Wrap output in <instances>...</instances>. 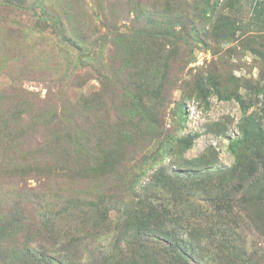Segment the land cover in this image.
Returning a JSON list of instances; mask_svg holds the SVG:
<instances>
[{
    "label": "rangeland",
    "instance_id": "obj_1",
    "mask_svg": "<svg viewBox=\"0 0 264 264\" xmlns=\"http://www.w3.org/2000/svg\"><path fill=\"white\" fill-rule=\"evenodd\" d=\"M263 161V0H0V264H264Z\"/></svg>",
    "mask_w": 264,
    "mask_h": 264
},
{
    "label": "trees",
    "instance_id": "obj_2",
    "mask_svg": "<svg viewBox=\"0 0 264 264\" xmlns=\"http://www.w3.org/2000/svg\"><path fill=\"white\" fill-rule=\"evenodd\" d=\"M263 2H264V0H263ZM58 24H60L61 25V27H63V24L61 23V21H58L57 22ZM165 28V27H164ZM166 29V32L165 33H163V31L161 30L160 31V33L163 35V36H165V35H168V33H167V29L168 28H165ZM65 30V29H64ZM172 34H175L174 32H172ZM218 34V36L217 37H220V36H228L227 35V33L226 32H219V33H217ZM176 35V34H175ZM175 35L172 37V38H174L175 37ZM118 46H119V49H126V48H124L123 46H121V45H119L118 44ZM251 50H253V52H256L257 54H259L260 53V51H258V50H255V49H251ZM137 97H139V96H137ZM223 98H225V100H229L230 99V97L229 96H224ZM239 103H241L242 104V106H244V100H243V98L242 97H240V96H238V97H236L235 98ZM142 106V105H141ZM144 113V112H143ZM137 115V114H136ZM135 115V116H136ZM120 135H122V134H120ZM123 135H125V134H123ZM173 140V139H172ZM183 141L184 140H182V139H178V141H175V140H173V142H176V145H183L182 143H183ZM189 144V141L187 142V144L186 145H188ZM242 144V142L241 143H239L238 141H231V143L229 144V149L232 151V152H235L239 147H240V145ZM260 154V153H259ZM259 156V155H258ZM264 162V161H263ZM249 163V162H248ZM248 163H246V164H248ZM161 174V173H160ZM206 188V187H205ZM145 192H146V190H144ZM261 192H263L264 193V186H263V189H261ZM143 202H145L144 204H143ZM154 204L152 203V202H150V200H149V197H146L145 199H144V201H142V199H141V201H140V204H139V206H138V208L136 209V210H138V211H135L134 210V217H132L131 218V222L133 223V224H136L135 225V227H131V225H130V223L128 222L126 225H127V227L129 228V227H131V228H135V229H132L133 230V232L135 233V235L133 236V237H139V233L140 232H145V230L147 231L148 230V232H150V233H154V232H156V231H158V229H161L162 227H163V225H164V222L166 221V220H174V222L176 221V219L174 218V216H171V215H169V214H163L162 216H159L157 213H156V210L154 209ZM132 224V225H133ZM151 227L152 228H154V230H152L151 229ZM131 237V236H130ZM133 237H131V241H133ZM154 237H158V235H154ZM142 264H149V262L147 261V260H145V259H142Z\"/></svg>",
    "mask_w": 264,
    "mask_h": 264
}]
</instances>
